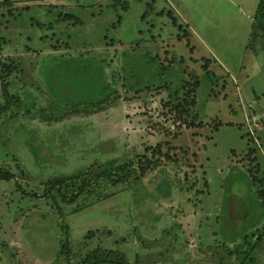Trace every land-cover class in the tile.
<instances>
[{"label":"rangeland","instance_id":"rangeland-1","mask_svg":"<svg viewBox=\"0 0 264 264\" xmlns=\"http://www.w3.org/2000/svg\"><path fill=\"white\" fill-rule=\"evenodd\" d=\"M257 1L0 0V74L15 65L0 75V103L11 101L0 163L20 187L40 193L49 177L148 147L157 161L137 181L107 184L105 200L62 206L64 222L0 180V264H65L64 240L70 260L99 244L132 264H238L219 233L225 215L233 224L254 206L257 183L249 189L243 166L264 167V50L247 47ZM196 79L195 123L179 122L165 107L169 90L153 87ZM106 83L118 90L112 100L73 105L98 99Z\"/></svg>","mask_w":264,"mask_h":264},{"label":"trees","instance_id":"trees-1","mask_svg":"<svg viewBox=\"0 0 264 264\" xmlns=\"http://www.w3.org/2000/svg\"><path fill=\"white\" fill-rule=\"evenodd\" d=\"M2 2H10V0H2ZM248 39L247 47L249 49H253L256 43L261 42V48L264 50V0L257 1L251 20ZM1 40L4 41V39ZM3 64H5V68L2 69L0 75L4 78L10 75L11 69L15 65L7 62ZM198 86L199 79H196L191 85L182 82L175 86L173 90L165 82L153 88L156 89L159 87L169 90L168 99H165V107H168L169 111L174 113L175 118H177L179 122L193 124L195 123L193 119L190 121L187 120L190 117L191 106H194L196 103ZM106 88H108V91L102 94L98 99L87 102H77L73 105H85V107L89 108L102 106L101 104L103 102L110 101L114 96H117L116 92L118 90L109 89L110 85L108 83H106ZM143 88L150 89V86H142L141 89ZM134 90L138 91L139 88H135ZM9 99L5 98V101L0 103V115L5 114L4 112L11 102ZM157 146L159 147V144ZM153 152L154 150L148 147L144 152L132 158L127 159L124 157L121 160L108 159L96 164L86 165L84 168H80L69 174L49 177L41 184L42 191L40 193H28L20 187L19 182L15 179L14 172L6 164L0 163V180L14 179L16 189L20 191L21 195L27 194L31 198L44 199L55 209L60 217V222H64L62 206L74 205L72 211L80 210L96 202L105 200L112 195V193H108L104 189L107 184H130L132 181L141 179L146 174L147 170L157 165V161L147 155V153L151 154ZM253 152H255L254 149L248 147L244 155L251 156ZM163 157L166 160L171 159L167 153H164ZM254 157H252L251 160H255ZM259 165V162L254 163L253 169L248 167V163H246L242 168H245L244 181L248 184L249 189L252 190L250 185L253 186V182L257 183V197L254 198L255 200H251L254 206L249 212L246 210V214L243 213L245 215L236 219L238 223L235 222L236 220H234L233 224H231V222L229 223V216L228 214L225 215L223 219L227 220L226 224L238 225V231L236 233L233 232L227 225V232L223 230V234L219 233L223 236L220 246L224 248L233 259H237L238 264H261L259 263L258 255L261 253L264 246V225H260L264 219V167L260 168ZM196 182L197 177H195L193 183L195 184ZM202 184L205 186V190H208L207 182L203 181ZM207 193L208 191L206 194ZM202 194H204L203 191ZM200 202L205 203L204 200H199V203ZM242 212L245 211L242 210ZM256 214L258 215L257 217H255ZM217 218L218 215L216 220ZM65 226L67 227L66 224H62V227ZM85 234V238L92 237L94 235V230H87ZM227 244H232L233 247L229 248ZM58 251L60 255L66 258L65 264H132L122 252L99 244L87 249L85 253H83L81 249L76 251L77 255L74 260H70L74 252L71 251L68 240L60 242Z\"/></svg>","mask_w":264,"mask_h":264}]
</instances>
